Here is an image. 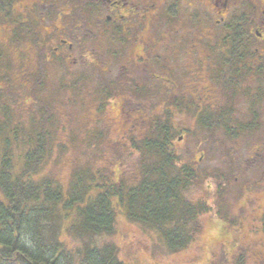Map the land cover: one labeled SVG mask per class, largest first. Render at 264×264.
<instances>
[{
  "label": "flooded vegetation",
  "instance_id": "obj_1",
  "mask_svg": "<svg viewBox=\"0 0 264 264\" xmlns=\"http://www.w3.org/2000/svg\"><path fill=\"white\" fill-rule=\"evenodd\" d=\"M7 52L25 88L10 89L16 103H51L52 78L63 103L112 104L136 129L144 118L128 103H165L173 118L216 121L223 140H257L264 164V0H0V75ZM170 127L176 165L196 170L174 149L188 128ZM247 207L264 231V204Z\"/></svg>",
  "mask_w": 264,
  "mask_h": 264
},
{
  "label": "rangeland",
  "instance_id": "obj_2",
  "mask_svg": "<svg viewBox=\"0 0 264 264\" xmlns=\"http://www.w3.org/2000/svg\"><path fill=\"white\" fill-rule=\"evenodd\" d=\"M7 56L2 62L1 87L7 91L18 88L17 95L21 96L25 88L12 84L20 60L12 59L10 52ZM77 68L83 74L86 71L84 64ZM54 84L49 78L45 85L46 95L52 99L47 103L50 118L46 128L52 150L43 161L41 174L65 187L72 178H82L87 184L89 175H95L99 182L122 180L131 184L139 177L144 157V150L135 148L132 141L149 135L155 119L167 120L169 126L188 128L183 140L173 141L179 163L193 165L198 174L185 189L184 197L211 206L200 214L201 229L194 240L179 251H170L154 230L128 220L120 208L116 209L114 234L101 236L98 241L115 243L119 258L126 264H264V231L256 230L257 219L247 207L256 198L264 204V164L251 158L257 140H223L216 126L205 129L192 117L176 119L166 114L165 103H128L144 118L136 129L125 117L111 118L115 112L112 104L63 103V94L55 90ZM4 104L13 115L11 125L16 120L28 123L40 115L47 116L39 110L43 107L33 103Z\"/></svg>",
  "mask_w": 264,
  "mask_h": 264
},
{
  "label": "trees",
  "instance_id": "obj_3",
  "mask_svg": "<svg viewBox=\"0 0 264 264\" xmlns=\"http://www.w3.org/2000/svg\"><path fill=\"white\" fill-rule=\"evenodd\" d=\"M11 92L2 88L0 93V264H126L115 243L98 241L114 234L117 208L154 230L170 251L194 240L200 214L210 207L184 197L198 174L176 165L165 143L168 124L155 125L133 144L144 150L135 182H99L89 175L87 184L72 178L65 187L41 174L52 150L48 104L33 103L46 117L11 125L13 115L4 104L16 103ZM216 116L210 114L209 123Z\"/></svg>",
  "mask_w": 264,
  "mask_h": 264
}]
</instances>
